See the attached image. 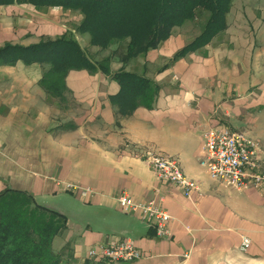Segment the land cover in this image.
Returning a JSON list of instances; mask_svg holds the SVG:
<instances>
[{
    "label": "crops",
    "instance_id": "obj_1",
    "mask_svg": "<svg viewBox=\"0 0 264 264\" xmlns=\"http://www.w3.org/2000/svg\"><path fill=\"white\" fill-rule=\"evenodd\" d=\"M235 13L243 23L238 33L231 32ZM3 15L12 26L0 22V48L67 37L100 51L90 35L72 27L82 15L26 5L0 7ZM14 20L27 23L14 26ZM181 30L145 56L116 54L113 73L124 68L161 86L152 107L127 116L113 100L120 85L104 73L71 71L56 96L41 85L45 65H0V195L23 192L62 214L66 226L52 246L70 264H264V192L232 188L201 165L204 135L213 128L245 132L260 144L264 161V10L232 7L227 43L216 37L174 61L192 42ZM143 151L178 159L198 188L187 197L161 180L140 158ZM81 190L91 194L82 197ZM123 195L166 210L170 236L159 238L152 221L124 211ZM244 237L251 241L247 251L241 250ZM125 240L145 258L110 263L88 257L92 247Z\"/></svg>",
    "mask_w": 264,
    "mask_h": 264
},
{
    "label": "trees",
    "instance_id": "obj_2",
    "mask_svg": "<svg viewBox=\"0 0 264 264\" xmlns=\"http://www.w3.org/2000/svg\"><path fill=\"white\" fill-rule=\"evenodd\" d=\"M235 0H0V7L31 6L37 11L62 8L78 12L82 20L76 31L90 35L92 47L109 51L93 60L75 40L67 37L42 39L28 47L7 43L0 48V65L18 61L47 67L41 85L54 95L64 91L71 71L104 73L120 85L113 99L121 115L139 107H152L161 86L154 80L122 70L113 73L111 63L123 50L128 60L145 56L169 39L175 28L208 17L201 33L173 60L208 45L228 28V15ZM59 212L36 205L33 197L18 191L0 195V264H70L53 250L54 238L65 228ZM90 264V263H89Z\"/></svg>",
    "mask_w": 264,
    "mask_h": 264
},
{
    "label": "built area",
    "instance_id": "obj_3",
    "mask_svg": "<svg viewBox=\"0 0 264 264\" xmlns=\"http://www.w3.org/2000/svg\"><path fill=\"white\" fill-rule=\"evenodd\" d=\"M202 167L211 178L223 181L230 187L254 189L264 192V161L260 158V144L245 132L229 128H213L204 135L202 147ZM140 158L148 162L161 180L181 187L190 197L198 188L195 182L186 178L178 159L151 151L142 152ZM72 188V186H68ZM81 196L87 197L90 190H81ZM122 209L128 213H140L154 223L159 238L170 236L171 216L154 202L137 203L131 197L123 195L118 199ZM251 241L244 237L241 250L247 251ZM91 260L103 259L110 263H133L145 258L133 241L125 240L111 245H98L88 251ZM189 255H185L187 259Z\"/></svg>",
    "mask_w": 264,
    "mask_h": 264
},
{
    "label": "rangeland",
    "instance_id": "obj_4",
    "mask_svg": "<svg viewBox=\"0 0 264 264\" xmlns=\"http://www.w3.org/2000/svg\"><path fill=\"white\" fill-rule=\"evenodd\" d=\"M232 7H233V9L239 10V11H240L241 7H248L250 10L258 11V14H259V12L264 10V0H235ZM63 12L64 13L70 12V13L73 14V16L81 15L78 12H73V11H68V10H63L62 9V14H63ZM207 17H208L207 13H201V14H199L197 20H194L192 22H188L185 25L179 27V28L182 29L181 31L184 33L185 38L187 40H191L192 41L193 39H195L201 33V31L203 30V26H204V24H205V22L207 20ZM240 17H241V15H239L237 13L232 15V21H233L232 22V26L233 27H231V32L232 33L233 32L238 33L240 30H242L243 23L240 20ZM8 18L9 17H7L6 15H3V17L0 18V22L4 21L5 28L6 27H10L11 28V26H12V23H11L12 19H10V18L8 19ZM61 18H63V17L61 16ZM17 23H19L18 25H24V23H27V21H23V22L19 21V20H14L13 21L14 26H16ZM73 23H75V24H72V27H74V29L76 30L77 27L79 26V23H77L76 20H73ZM251 28H253V27H251ZM76 32H78V31H76ZM230 35H232V34H230ZM230 35L228 36V35H226V33H224L222 35H219L218 37H220L223 41H225L227 43L228 39H230ZM248 36L250 37V33L248 34ZM80 41H81V47L86 51V53L88 55H90V57L93 60H99L100 61V60L108 57V55L110 54V50L109 51H104V52L97 51L95 53L91 49V47L89 46L88 41L87 42L85 40H80ZM121 51H123V50H121ZM93 55H94V57H93ZM262 65H263V68H264V64H262ZM54 206H49V207L53 208ZM57 207L59 208L60 206H57ZM66 261L68 262V260H66Z\"/></svg>",
    "mask_w": 264,
    "mask_h": 264
}]
</instances>
